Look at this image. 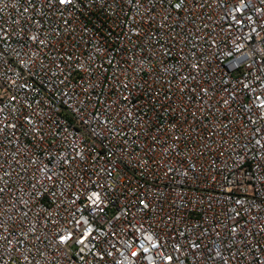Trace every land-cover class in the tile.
<instances>
[{"label":"built area","instance_id":"2783aa9c","mask_svg":"<svg viewBox=\"0 0 264 264\" xmlns=\"http://www.w3.org/2000/svg\"><path fill=\"white\" fill-rule=\"evenodd\" d=\"M0 264H264V0H0Z\"/></svg>","mask_w":264,"mask_h":264}]
</instances>
